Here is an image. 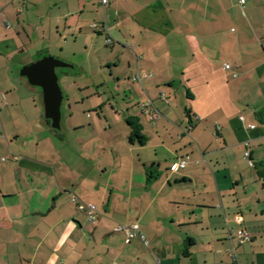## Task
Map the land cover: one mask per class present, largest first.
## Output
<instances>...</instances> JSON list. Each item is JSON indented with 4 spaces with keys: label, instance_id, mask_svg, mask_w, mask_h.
Wrapping results in <instances>:
<instances>
[{
    "label": "crops",
    "instance_id": "0c3cea01",
    "mask_svg": "<svg viewBox=\"0 0 264 264\" xmlns=\"http://www.w3.org/2000/svg\"><path fill=\"white\" fill-rule=\"evenodd\" d=\"M106 1L0 0V264H233L232 247L263 264L264 0ZM97 35L128 95L80 117L68 105L57 134L19 71ZM134 223L143 239L114 231Z\"/></svg>",
    "mask_w": 264,
    "mask_h": 264
},
{
    "label": "rangeland",
    "instance_id": "374dc122",
    "mask_svg": "<svg viewBox=\"0 0 264 264\" xmlns=\"http://www.w3.org/2000/svg\"><path fill=\"white\" fill-rule=\"evenodd\" d=\"M97 39L71 38L66 42L62 40L64 42H61V44L66 46L63 53L58 49L59 46L55 49V45L53 43V45L50 44L54 55L51 57L67 64L66 67H58L55 70L58 85L63 95V110L60 111V120H63L64 116L70 113L68 106L70 104L72 111L75 113L74 115L80 117L94 113V108L92 107L100 101H105V108L111 110L110 103L112 102L115 105L114 100L119 99L120 101L123 91L128 95L130 88L123 89L122 86H117L113 80L109 79V70L106 68V62L114 58L118 46L106 44L103 35H97ZM126 56L127 53L125 52L124 57ZM35 60H37L36 56L33 57L32 62ZM104 75L106 77L104 78L106 79L105 83L91 82L92 78L99 80ZM23 80L26 82V79ZM28 86L32 88L30 89L31 93L33 92V97H35L38 105L42 108L41 89L31 85ZM66 97L70 99L68 102ZM54 130L59 133L61 129Z\"/></svg>",
    "mask_w": 264,
    "mask_h": 264
},
{
    "label": "water",
    "instance_id": "95a60500",
    "mask_svg": "<svg viewBox=\"0 0 264 264\" xmlns=\"http://www.w3.org/2000/svg\"><path fill=\"white\" fill-rule=\"evenodd\" d=\"M67 64L51 56H43L30 64L23 66L19 74L27 79L32 86L41 89L44 116L50 121L53 129L60 128V107L62 103V92L58 85V67H66Z\"/></svg>",
    "mask_w": 264,
    "mask_h": 264
},
{
    "label": "built area",
    "instance_id": "2783aa9c",
    "mask_svg": "<svg viewBox=\"0 0 264 264\" xmlns=\"http://www.w3.org/2000/svg\"><path fill=\"white\" fill-rule=\"evenodd\" d=\"M101 2L103 4H106L107 1L106 0H101ZM238 2L241 5L244 4V0H238ZM90 26L93 29H97L98 28L95 23H91ZM107 42L111 43V39L107 38ZM224 67L225 68H229L230 66H229V64H225ZM149 75H151V74H149ZM132 79L134 81H140L141 75L137 73L134 76H132ZM140 109H141V112L143 114L147 115L148 119L150 121H152V122L158 117L157 111H156V109L154 108V106L152 105L151 102H143V103H141L140 104ZM241 119H243V118L241 117ZM249 127L250 128H254V125H250ZM245 145H247V144H245ZM244 156L245 157H249V151L248 150H246L244 152ZM14 159H16V156H14ZM188 160H189V155H185L182 158H179L176 161V163L174 164V166L172 167V169L175 171L178 168L185 167L187 162H188ZM71 200L74 203L77 202L76 206H77V208L79 210L86 212L89 221H93L95 219V213H96L95 205H93L91 203L78 202V201H76V197L75 196H73L71 198ZM241 219H242V217L239 216V215L236 217V221H238V222H240ZM114 231H122V232H124V234L126 235V239L127 240H129L130 238H132L135 235H138L141 239H143V234L139 230V225L137 223H134V224H131V225H117L116 227H114ZM237 239H238L239 243H242V242H246V241L250 240V236H249L248 232L245 229H242L238 233ZM231 260H232L233 264H239L238 261H237V256H236L234 247H232V250H231Z\"/></svg>",
    "mask_w": 264,
    "mask_h": 264
},
{
    "label": "trees",
    "instance_id": "16d2710c",
    "mask_svg": "<svg viewBox=\"0 0 264 264\" xmlns=\"http://www.w3.org/2000/svg\"><path fill=\"white\" fill-rule=\"evenodd\" d=\"M49 122V120H48ZM127 123L131 126L132 128V132L130 134V140H132L133 138H136L137 142L139 144H144L145 142V136L141 134L140 132V126L139 124L136 122V120H127ZM54 130V129H53ZM56 133L58 134V132L56 131ZM146 176H147V181H150L151 179H154L157 175L155 174V171L153 169L152 166H149L146 170Z\"/></svg>",
    "mask_w": 264,
    "mask_h": 264
}]
</instances>
